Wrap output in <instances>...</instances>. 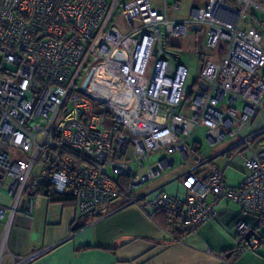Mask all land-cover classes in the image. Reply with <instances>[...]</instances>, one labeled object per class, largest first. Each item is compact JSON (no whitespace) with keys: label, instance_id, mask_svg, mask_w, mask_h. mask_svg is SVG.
<instances>
[{"label":"built area","instance_id":"2783aa9c","mask_svg":"<svg viewBox=\"0 0 264 264\" xmlns=\"http://www.w3.org/2000/svg\"><path fill=\"white\" fill-rule=\"evenodd\" d=\"M159 2L157 8L151 0H0V194L11 199L8 208L0 205L2 243L13 216L32 215L34 195L46 186L73 197L83 215L124 198L188 233L214 218L223 200L264 214V147L244 159V178L228 187L223 169L207 166L197 144L188 143L205 120L209 146L235 135L249 145L252 136L240 132L264 99V32L242 26L248 13L264 14V0H205L181 20L167 17L168 8L178 10L177 0ZM120 4L126 33L110 24ZM194 24L205 26L208 49L220 41L225 48L218 62L202 64L189 105V68L170 55L167 40L184 38ZM98 86L110 90V104L98 100ZM114 102L164 122L170 142L128 134L110 111ZM174 154L193 161L172 180L184 187L183 197L163 185L131 193L173 166ZM234 225L240 239L252 230L241 219ZM257 244L252 236L247 242L249 249Z\"/></svg>","mask_w":264,"mask_h":264},{"label":"crops","instance_id":"0c3cea01","mask_svg":"<svg viewBox=\"0 0 264 264\" xmlns=\"http://www.w3.org/2000/svg\"><path fill=\"white\" fill-rule=\"evenodd\" d=\"M177 2L178 10L180 6H184L181 17L184 19L192 7L202 5L205 0ZM248 15L255 24V27L250 28L264 32V14L258 11ZM246 125L247 130L244 128ZM246 125L240 133L242 137L252 136L248 146L240 144L237 135L231 136L228 138L230 140L225 142V138L220 142L217 145L219 148L211 155L203 158L208 161L207 166H217L224 172L230 167L231 176L235 179L228 182L224 176L228 187L237 186L244 178V159L264 147V99L259 112ZM189 140L190 138L188 143ZM196 144L199 152L200 145ZM235 147L237 149L232 150ZM161 157V154L154 155L150 161ZM190 158L192 159L188 156L184 160L179 156L180 164H187ZM175 160L174 154V164ZM192 165L193 161L181 172ZM170 179L171 176H168L156 187L163 185L164 191L169 195L183 197L184 187ZM34 202L32 215L19 211L13 216L3 243L1 236L6 217L0 218V264H13L43 248L47 250L25 264H264V248L258 244L254 249L238 252L230 258L224 252L232 247L208 241L206 234L211 229L212 220H248L249 216L231 213L226 207L217 208V214L212 220L199 226L194 234H189L176 225L168 224L161 213L140 205L126 204L124 198L116 199L85 215L78 212L75 200L50 202L46 196L37 193L34 195ZM10 204V197L2 192L0 205L8 208ZM81 223L82 226L72 229Z\"/></svg>","mask_w":264,"mask_h":264},{"label":"rangeland","instance_id":"374dc122","mask_svg":"<svg viewBox=\"0 0 264 264\" xmlns=\"http://www.w3.org/2000/svg\"><path fill=\"white\" fill-rule=\"evenodd\" d=\"M151 2L154 7H157V8L160 7L159 0H151ZM183 7L184 6H180V9L178 11L168 8L167 17L173 20L181 19ZM122 12H123L122 4H120L119 6H117L110 24L116 27L117 29H119L122 33H126L128 31V27L122 19ZM245 20L247 23L242 26L243 29L246 30L250 27H255L254 20L253 18H251V16L247 14V16L245 17ZM205 38H206L205 26H202V28L199 31L189 30L186 38L175 37V38H168L167 40L168 41L167 46L168 48L171 49L172 52H174L177 55L178 62L187 65L189 68L185 87H186V90L190 92H194L196 90V84L194 83V81L202 67V64L207 60L218 62L220 58V54L222 53L221 48L222 49L225 48V43L223 41H220L217 48L212 49V50L208 49L205 45V40H206ZM97 96H98L97 97L98 100H102L103 96L108 98V104H110V100L112 96L108 88L103 87V86H98ZM186 103L190 105L191 95L188 96V98L186 99ZM235 105L240 110L241 105L239 103H236ZM97 111L98 109L97 107H95L94 112L97 113ZM110 111L123 124L124 129L128 134L142 135L146 133H151L154 135L155 139L159 137L157 141L160 140L163 143H167L171 139L170 132L164 128V122L158 121L156 119H151V120L142 119L140 118L139 114L136 111L134 110L130 111L128 108H125L124 106L120 107L115 102L111 104ZM208 127L209 125L207 124V122L205 120H202L198 128L190 136V140H189V143L194 142L200 145V150L198 152V155L201 158L211 155L215 151V149L219 148L217 146L218 144L214 146H209V143L206 140V130ZM244 128L247 130L248 125H246ZM228 138L229 137H227L225 142L230 140ZM175 159H176L175 164L171 167L165 168L158 178L147 181L143 183L142 185H139L133 188L131 193L137 197L141 194H144L148 189L150 190L156 187V185H158L162 180L168 178V176H171L170 180H173L178 175H180L182 173L181 172L182 169L186 165L190 164L192 161V159L190 158L187 161L188 162L187 164L185 163L180 164L181 160L179 159L178 154H175ZM229 170H230V167H227V169L224 172L225 173L224 176L226 178V181L228 182H230V179L231 180L235 179L233 175L231 176V172ZM219 207L221 208L226 207V209L229 212L234 213V214L239 213L238 215H242V217L243 215L249 216L247 218L248 220L245 219L244 222L250 227V229L255 228L256 225L258 224L257 216H254V215H251L250 213H246L242 211L240 206L234 202L223 200L216 207V209ZM1 222L2 220H0V223ZM234 223L235 221L234 222H231V220L227 221V218H223V219L219 218L216 220H212L211 229H209L210 231L206 234V238L208 239L209 242L221 243V245H224V247H227V248H230V247L236 248L239 242V237L237 236ZM255 233L258 237L263 236L264 226L261 225L259 227H256ZM189 234H194V233H189ZM243 245L246 247L247 243L242 242L241 246Z\"/></svg>","mask_w":264,"mask_h":264},{"label":"trees","instance_id":"16d2710c","mask_svg":"<svg viewBox=\"0 0 264 264\" xmlns=\"http://www.w3.org/2000/svg\"><path fill=\"white\" fill-rule=\"evenodd\" d=\"M222 52V51H221ZM204 62V61H203ZM194 83H195V81H194ZM190 95V91H189V93H188V96ZM235 149H237V147H235V148H232V150H235ZM38 193H40V194H42V195H44V196H46L47 198H48V200L50 201V202H59V201H67V200H75L73 197H71V196H64V195H58V194H55V193H53V192H51L50 191V189L46 186V187H43V188H41L40 190H39V192ZM254 216H257V220H258V224L256 225V227H259V226H264V214H259V215H254ZM243 221V220H242ZM83 224L81 223V224H79L78 226H76V227H73L72 229H76V228H78L79 226H82ZM255 227V228H256ZM255 228H253L252 229V231L253 232H255ZM242 242H244L243 241V239H240L239 238V242H238V244H237V247L236 248H232V249H229V250H226L225 252H224V255H226L229 251H231L232 252V254L230 255V258L232 257V256H234L235 254L237 255V253L238 252H243L244 250H248L249 249V247L246 245V247L243 245V246H241V243ZM258 245L260 246V247H262V248H264V235L263 236H261V237H259V239H258Z\"/></svg>","mask_w":264,"mask_h":264},{"label":"water","instance_id":"95a60500","mask_svg":"<svg viewBox=\"0 0 264 264\" xmlns=\"http://www.w3.org/2000/svg\"><path fill=\"white\" fill-rule=\"evenodd\" d=\"M190 30H191V31H199V30H200V26L195 25V24H194V25H191V26H190ZM170 55H171L173 58H176V57H177L176 54H175L174 52H170ZM120 56H121L120 51H118L117 54H116V57H117V58H120ZM198 86H199V89H201L202 91H205V90H206V84H205L204 82L199 81V82H198ZM251 236L254 237V238H256L257 240L259 239V237L256 235V233L253 232L252 230L248 231L242 239H243V241H244L245 243H247L248 240H249V238H250ZM231 254H232V252L229 251V252L226 254V257H229Z\"/></svg>","mask_w":264,"mask_h":264}]
</instances>
